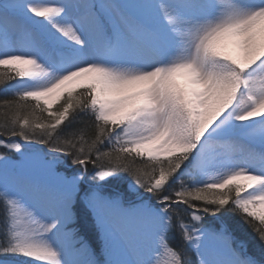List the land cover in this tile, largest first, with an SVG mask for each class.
<instances>
[{"label":"snow or ice","instance_id":"6c2138e0","mask_svg":"<svg viewBox=\"0 0 264 264\" xmlns=\"http://www.w3.org/2000/svg\"><path fill=\"white\" fill-rule=\"evenodd\" d=\"M0 264H264V0H0Z\"/></svg>","mask_w":264,"mask_h":264},{"label":"rangeland","instance_id":"374dc122","mask_svg":"<svg viewBox=\"0 0 264 264\" xmlns=\"http://www.w3.org/2000/svg\"><path fill=\"white\" fill-rule=\"evenodd\" d=\"M45 2L55 3V2H57V0H45Z\"/></svg>","mask_w":264,"mask_h":264}]
</instances>
